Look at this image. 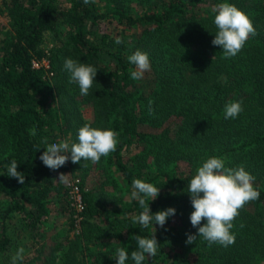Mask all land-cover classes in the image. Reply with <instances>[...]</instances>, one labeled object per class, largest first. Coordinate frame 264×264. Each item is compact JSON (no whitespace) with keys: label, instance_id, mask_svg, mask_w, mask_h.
Listing matches in <instances>:
<instances>
[{"label":"trees","instance_id":"1","mask_svg":"<svg viewBox=\"0 0 264 264\" xmlns=\"http://www.w3.org/2000/svg\"><path fill=\"white\" fill-rule=\"evenodd\" d=\"M220 3L248 15L257 33L231 58L211 43ZM0 13L7 22L0 25V255L11 244L13 215L30 231L46 220L52 179L66 169L80 184L78 231L51 246L41 243L18 264H116L118 248L134 264L136 236L151 238L153 231L133 223L143 211L131 196L135 179L159 187L148 201L152 213L175 209L164 227L153 224L160 251L146 254L142 264H264V0H0ZM48 36L52 43L44 48ZM136 50L147 52L151 64L141 80L130 77L135 65L127 58ZM42 58L47 68L33 65ZM66 58L97 69L87 96L69 82ZM231 101H241L243 111L225 119ZM85 124L117 132L116 150L98 163L46 167L39 159L45 148L59 139L78 143ZM213 156L228 168L243 166L260 193L233 221L235 243L228 247L209 246L199 236L185 243L197 233L187 187ZM12 160L23 185L7 175ZM115 175L124 196L111 198V205L83 188L86 180L114 186ZM65 200L71 227L78 221ZM107 237L112 244L100 248Z\"/></svg>","mask_w":264,"mask_h":264},{"label":"clouds","instance_id":"2","mask_svg":"<svg viewBox=\"0 0 264 264\" xmlns=\"http://www.w3.org/2000/svg\"><path fill=\"white\" fill-rule=\"evenodd\" d=\"M83 2L87 5L90 2L94 3L95 0H83ZM213 12L217 32L211 43L223 50L224 58L235 57L241 52L250 35L257 34L252 20L230 3H220L213 8ZM115 43L121 44L123 40L117 37ZM127 59L130 64L135 65V70L130 73L132 80L143 79L144 73L151 68L147 52L136 50ZM63 68L70 74L69 82L77 83L80 94L87 96L93 87L97 69L71 58L65 59ZM242 111L241 101H231L224 106V118L235 119ZM30 132L35 135V129ZM117 136L118 133L111 129L102 130L85 124L78 130V143L70 144L68 140L51 143L41 153L39 159L50 170L65 166L69 160L74 164H79L82 160L98 163L102 156L106 157L116 150ZM17 167L18 163L12 160L7 167V175L23 185L25 177L17 170ZM57 180L61 183H69L64 173H60ZM254 180L255 177L243 166L236 169L228 168L222 158L213 156L203 162L187 187L193 207L189 219L191 225L197 228V233L187 234L185 243H195L199 236L207 241L209 246L213 243H219L223 247L234 244L235 235L230 231L233 228V221L248 202L258 199L260 195L253 186ZM132 185L134 191L131 196L133 199H138L143 209L138 216L132 218L133 223H138L144 228L151 226L153 229L151 238L136 236L139 250L131 252V259L134 264H142L146 259V254L151 258L160 251L153 224L164 227L167 219L175 215V209L168 207L152 213L148 201L158 197L159 187L141 179L133 180ZM202 221L205 222L202 224ZM24 251L23 247L18 248L12 257V264H18V261L23 260ZM116 252V264H126L129 259L128 252L124 248H118Z\"/></svg>","mask_w":264,"mask_h":264},{"label":"rangeland","instance_id":"3","mask_svg":"<svg viewBox=\"0 0 264 264\" xmlns=\"http://www.w3.org/2000/svg\"><path fill=\"white\" fill-rule=\"evenodd\" d=\"M6 20L3 16V14L0 13V25L5 24ZM52 43L51 36H48L42 41L41 46L44 48H47ZM45 60H47L45 58ZM41 65V64H40ZM42 66V65H41ZM43 68H47L42 66ZM47 76H50V73L47 72ZM61 139L57 141L60 142ZM60 173H64L67 175L68 179L72 175H74V172H71L69 170H62L59 169L57 173L54 175L52 179V188L49 194V214L46 218V220L35 230L30 231L27 229L22 228L19 221L17 220L18 214L13 215L10 218L11 223L9 224L8 231L11 236V244L3 254L0 255V264H5V259H12L13 255H15L18 248L23 247L24 248V257L28 256L31 253H35L38 246H40L41 243L45 244L46 246H51L52 244H56L58 242L64 241L65 237L72 236L73 233L77 232L79 229V221L78 223H73V225L70 227L67 219H66V210L65 207H63L64 202L66 201V194L63 191L64 190V183L59 182L57 179L59 177ZM116 176V175H115ZM73 177V176H72ZM104 179V177L102 176ZM117 184H114V186H109L106 181L104 180L103 183H92L89 184V182L84 181L83 188L90 190L94 196L97 198V196L100 198V200H105L104 202L109 203V205L112 204L110 201L111 198L114 197H121L124 196L122 193V185L120 180L115 177ZM83 182V181H82ZM59 184V195L55 193V185ZM108 185V186H107ZM96 186V188H95ZM97 189V190H96ZM100 195H103L105 199H102ZM110 209V206H108V210ZM105 211V209H104ZM105 218V217H104ZM108 231H110L109 226H107L104 222L103 224ZM111 238L107 237L103 240V242L100 243V248L106 249L109 245L112 244L110 241ZM88 248L90 250H93L94 247L92 244H87Z\"/></svg>","mask_w":264,"mask_h":264},{"label":"built area","instance_id":"4","mask_svg":"<svg viewBox=\"0 0 264 264\" xmlns=\"http://www.w3.org/2000/svg\"><path fill=\"white\" fill-rule=\"evenodd\" d=\"M32 63L34 66H40V64L44 67L48 66L47 60L45 58H42L40 60L33 59ZM54 143V142H51ZM69 183L65 184V191H66V196L68 199V203L71 206L72 210V216L74 217L75 221L80 220L82 217V207H83V202L81 199V190H80V184H79V179L77 177H69Z\"/></svg>","mask_w":264,"mask_h":264}]
</instances>
